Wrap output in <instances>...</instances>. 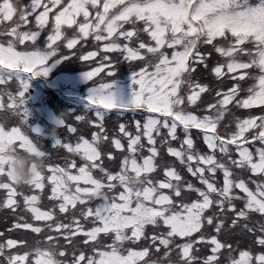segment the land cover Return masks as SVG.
<instances>
[{"label":"snow or ice","instance_id":"1","mask_svg":"<svg viewBox=\"0 0 264 264\" xmlns=\"http://www.w3.org/2000/svg\"><path fill=\"white\" fill-rule=\"evenodd\" d=\"M58 3L60 0H52V7ZM89 5L95 10L94 17ZM39 6L40 0L19 6L14 0H0V36L6 41L0 42V84L13 78L19 82L16 92L0 88V109L5 108L6 95L8 109L20 121L10 129L0 124V175L6 176L0 181V189L6 190L0 208L8 207L17 216L9 232L31 230L43 238V243L37 240L33 245L19 237L4 240L7 233H0L3 264H26L30 255L35 264H219L216 257L220 249L231 251V245L218 239V234L232 227L253 234L255 244L262 250H240L238 258L229 264H264V108L258 116L248 113L243 119L236 117L234 128L223 124L231 108L229 101L241 91L245 77L256 83L247 89L248 95L235 101L236 105H264V0H104L102 7L98 0H69L54 17L48 16L45 6L35 15L32 30L30 16ZM81 14L83 21L76 19ZM5 21H11V26ZM123 22L131 26L125 29ZM46 23L50 28L45 50L40 51L35 41ZM22 24L28 29L22 31ZM64 25L76 26L71 35ZM141 32L149 39H142ZM90 35L96 41H105L99 48L115 50L129 62H140L142 66L131 71L136 87L127 103H116L107 91L109 84L103 80L93 82L85 97L86 108L92 109L96 117L88 123L99 131L91 133V140L78 136L76 143L55 134L52 138L53 147L79 155L83 162L77 167V161L70 156L64 158L63 165L49 162L50 154L25 131V127L29 128L39 137V129L26 123L24 92L30 78L47 75L46 61L55 59L60 51L57 41L72 50ZM25 40L33 42L29 45L32 50H17L16 43L23 44ZM213 49L228 58L227 71L241 79L234 78L226 91L217 88L209 102L200 93L211 91L210 85L193 77L201 64L208 66ZM241 54L246 58H240ZM96 56L97 50L87 51L80 59L91 64L90 58ZM114 60L101 53V59L95 61L97 66L83 71L82 78L89 81L102 69L110 75ZM20 68L29 75H22ZM221 69L218 62L211 72L222 77L225 73ZM110 109L120 115L123 110L147 112L142 120L133 121L134 132L121 122L120 136H111V145L125 150L119 154L118 170H110L104 161L107 156L110 162L113 152L100 147L109 139L104 117ZM84 118L75 117L77 121ZM54 123L77 133L64 119L56 118ZM193 128L201 130L195 135L203 136L207 150L197 146ZM121 136L126 138V148ZM249 138L256 143L246 144ZM177 140L179 147L173 146ZM9 147L46 160L47 171L36 173L28 185V194L18 191L21 186L5 166L10 159L5 154ZM164 149L187 168L199 185L163 155ZM249 172L259 175H248ZM45 179L50 184L51 207L38 206ZM17 196L23 198V209L31 213L30 220L17 211ZM147 225L153 226L150 232L145 230ZM141 240V246L125 247V242ZM198 241L210 242L211 254L198 255L197 249L209 246L198 245ZM6 248L11 252L5 254Z\"/></svg>","mask_w":264,"mask_h":264},{"label":"trees","instance_id":"2","mask_svg":"<svg viewBox=\"0 0 264 264\" xmlns=\"http://www.w3.org/2000/svg\"><path fill=\"white\" fill-rule=\"evenodd\" d=\"M52 1V0H50ZM49 0H47V4L50 3ZM14 2L19 6L20 4H30L31 0H14ZM101 3H104V0H100ZM99 2V3H100ZM101 7L103 4H101ZM51 4V3H50ZM68 2L66 3V5ZM43 2L40 0V6L38 8L42 9ZM114 9L110 10L112 12ZM50 13V12H49ZM92 16L94 17L95 15V10L90 12ZM51 15H54L50 13ZM16 14L14 13V17ZM33 15L30 16V20H32ZM53 17V16H49ZM77 20L83 21V16L78 15L76 17ZM4 24H7L11 26V21H5ZM28 25H21L20 29L26 30L28 29ZM67 34L71 35L73 27L76 26H67L64 25L62 26ZM123 27L126 29L128 28L127 25L123 24ZM50 28V23L47 24V29ZM32 30H35V26H32ZM103 35H107L106 33H102ZM48 35V31L42 32L40 31V35L37 37V40L35 41V44L37 46V49L40 51L45 50V42H46V37ZM115 36V33L113 34ZM140 37L142 39L148 40L149 38L147 37L146 33H139ZM111 38H109L110 40ZM121 41L123 38H119ZM61 40H63V37H61ZM0 42H5L4 37L0 36ZM154 43V41H150ZM33 42L25 40L23 44L17 42L15 47L17 50H22V51H30L32 50L29 45H31ZM56 43L60 44V51L56 54L57 61H52L51 57L49 58L48 61H46V64L49 66V71L47 75H39L30 78L29 80V86L27 90L24 92V98H25V104L24 107L28 110V117H27V125L30 128H39L42 126V136L41 138H36L39 146L42 148V150L45 151V148H50V146L53 144L52 138L49 135L50 132H52L53 129H55V135L59 137L60 139L63 140V134H68L74 136V142L76 143L77 137L75 133H70L68 132V129L66 125H55L54 121L56 118L64 119L67 123H77L79 125H82L84 129L90 131L91 133L93 131H99L98 127L96 125L88 123L90 119H95L96 117L94 116V113L92 112V109L86 108V99L85 97L88 95V90L93 86V82L100 83L102 80L110 84V87H116V88H123L125 86V90L131 91V93H125L123 90V96L127 98L126 102L127 103L130 100L131 94L133 89L136 87L132 83L131 80V71H134L137 69L138 66L140 65V62L138 60L136 61H127L124 59L120 58V55L117 51L112 50H105L103 48H99L98 46L104 43V41H96L92 38L90 35L84 42L78 41V45L80 47L74 46L72 50L67 49V47L64 44H61L60 41H57ZM133 46H136L135 43H133ZM165 49H167V46H163ZM97 50V56L90 58L92 63L89 64L88 61H80V56L83 55L87 51H93ZM168 53H170V49H167ZM74 53V54H73ZM101 53L106 54L111 56L113 59V67L111 74L108 75L106 70H103L96 76L93 77L89 81H85L83 78H81V74L83 71H87L89 67H96L95 61L101 59ZM61 55L66 56V59H60L59 57ZM210 56L212 58L210 59V62L208 63L207 68L209 71H211L212 67H215L216 64L218 63L217 61L220 60V53L215 52L213 49L210 53ZM223 57V56H222ZM78 64V65H75ZM222 65V71H224L225 74L228 76L232 77L231 81L229 82L228 86L231 87L232 81L235 78L236 79V74L235 73H229L227 71L226 67V62L225 63H220ZM205 67L204 64L200 65V72L196 74L198 76V81L208 83L210 87L212 88L213 85L215 84L214 81L216 80L217 76L216 75H211L207 77H203V68ZM22 75H25V73H22V68L19 69ZM126 71V75H124ZM26 75H29V73H26ZM77 80H76V79ZM58 82V83H57ZM57 83V84H56ZM18 85L19 82L15 80V78L8 80L4 84H0V88H5L6 90L11 89L10 91L16 92L18 91ZM186 87V85H185ZM207 94V95H206ZM201 96L204 97L205 100H208L211 102V97L215 96V92H209L207 89H205L204 92L200 93ZM4 103H5V108L7 107V96L5 95L3 97ZM199 102V101H198ZM4 108V109H5ZM3 110V109H0ZM10 110V109H9ZM147 114L145 109H136L135 112L131 110H123V114L120 115L118 114V111L116 109H110L106 110V115L104 119H108V126L105 125V131L108 133L109 139L111 140L112 135H118L120 136L119 133V124L121 122H126V127L129 130H135V125L133 121L135 119H143V115ZM113 115L118 116L119 119L113 117ZM226 113V117H230V115ZM76 116H84L85 118L82 119L83 123H80L75 119ZM15 123L20 122L19 118L17 116L13 117L11 119ZM85 121V122H84ZM0 124H3L0 122ZM224 125H227L230 127V119L225 118L223 121ZM73 125V124H72ZM53 127V129H50ZM112 127V130L109 129ZM77 129V128H76ZM223 129V128H222ZM224 130V129H223ZM26 133L31 137L33 132L31 129L25 127ZM63 132V133H62ZM250 132V131H249ZM62 133V134H61ZM42 139H45L48 141V145H43L42 144ZM122 143L125 144L126 148V143L125 138L121 136ZM246 144H249L248 141H246ZM173 146L179 147V143L173 142ZM60 147V146H59ZM61 148V147H60ZM66 150V149H65ZM124 149H117L116 151V161L114 163H108L110 166V170L115 169L118 170V165H119V159H120V153L124 152ZM49 159L56 161L55 163H60L61 165L64 164V158L68 157L71 155L64 151L63 149H59L56 147H52L50 152H49ZM163 155L167 157L169 160H171V157L167 153L166 149L163 150ZM175 162V161H174ZM180 162L176 161V166H179ZM179 170L182 171L183 174L188 176L191 179H194L195 183L199 185V181L195 180V178L191 177V174L187 172V168L184 166H179L177 167ZM47 171V170H46ZM159 176H163V171L162 169L159 170ZM159 178V177H158ZM218 178L222 182V173L218 175ZM246 178V177H245ZM6 180V176L0 175V181ZM249 186H251V181H248ZM5 191L3 189H0V200L3 199L5 195ZM18 191H24L26 194H28L31 189L29 186H23L18 187ZM239 191V190H237ZM50 192V184L47 182L45 179V189L42 192V198L40 201V204L38 206L41 207H51V201L48 198V193ZM192 198H195L193 196ZM18 201V209L17 211L19 214L25 215L26 219L30 220L31 219V213L27 212L26 210L23 209V198L20 196L16 197ZM186 202H190V200H187ZM58 211V209H57ZM207 211V210H206ZM17 216L13 214V210L4 207L0 208V233H7V235L3 236L2 239L6 240L9 238H23L26 239L30 244H35L37 240H40L41 243H43V238L40 236L38 233H32L31 230H24V229H18V230H11L9 232V229L11 228V222L12 220L16 219ZM161 227H165L161 225ZM153 228L152 225H147L145 226V230L149 231ZM207 232H212V229H205ZM193 238L196 236V233L192 234ZM143 239V238H142ZM181 238L177 237V240L179 241ZM218 239H220L222 242L227 241L228 244L231 245V251L228 249L222 248L221 250H226L231 252L234 256H237L240 250H250L253 252L256 251H261V247L257 244H255V239L253 234L247 233L246 230H241L239 228L232 227L231 229L222 231L221 233L218 234ZM198 245H202L203 243H209V246L207 248L200 247L197 249V254L198 255H209L211 252H209L208 248L210 247V242H197ZM142 245V240L141 241H136L135 243L131 242H125V247H135V246H141ZM14 247H19V246H14ZM211 249V248H210ZM152 251H155V249H152ZM11 252V249H5V254ZM222 253V251H221ZM155 258V257H153ZM224 257L221 255L220 260L218 259L219 263L222 262ZM4 257L0 256V264H3ZM26 264H35V260L30 255L28 258H26Z\"/></svg>","mask_w":264,"mask_h":264},{"label":"clouds","instance_id":"3","mask_svg":"<svg viewBox=\"0 0 264 264\" xmlns=\"http://www.w3.org/2000/svg\"><path fill=\"white\" fill-rule=\"evenodd\" d=\"M54 134L55 129L49 133L51 138H53ZM5 154L10 157V159L5 161V166L11 172L18 186H28L36 173L46 171V160L42 156H36L27 150L17 151L11 147L7 149Z\"/></svg>","mask_w":264,"mask_h":264},{"label":"rangeland","instance_id":"4","mask_svg":"<svg viewBox=\"0 0 264 264\" xmlns=\"http://www.w3.org/2000/svg\"><path fill=\"white\" fill-rule=\"evenodd\" d=\"M52 61H57V59H54V60H52ZM57 84V83H56ZM115 88L116 87H110L109 88V92H113L114 90H115ZM123 88H125L124 86H123ZM8 90H11V89H8ZM108 91V90H107ZM127 93H131V91H129V90H127L126 91ZM247 92V91H246ZM119 95V93H114V98L116 97V96H118ZM126 100H127V98L126 97H124V100H123V102H126ZM254 113H257L258 115L260 114V112H259V110H256ZM240 115V114H239ZM16 115L11 111V110H9L8 108H5V109H3V110H0V117L2 118V123H3V125L6 127V128H8V129H10L11 127H13V126H18L19 124H20V122H17V123H15L14 121H12L11 119L13 118V117H15ZM85 122V121H84ZM104 125H107L108 126V121H104ZM109 129H111L112 130V127H110ZM251 130H253V129H251ZM133 132L135 131L134 129L132 130ZM31 137L34 139V140H36V138H35V136L32 134L31 135ZM63 140L64 141H70V142H74V136H72V135H68V134H63ZM125 141H126V138H125ZM42 144L43 145H48V141L47 140H45V139H42ZM52 147V146H51ZM56 148H59L60 149V147L59 146H57ZM50 150H51V148H45V152H47V153H49L50 152ZM143 151V150H142ZM72 160H75V161H77V166H79V164L80 163H82L83 161H82V158L79 156V155H75V156H71L70 157ZM63 165V164H62ZM94 172H96V173H98L97 172V170H93ZM253 174V173H252ZM253 175H256V174H253ZM257 175H259V174H257Z\"/></svg>","mask_w":264,"mask_h":264}]
</instances>
